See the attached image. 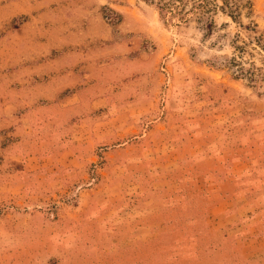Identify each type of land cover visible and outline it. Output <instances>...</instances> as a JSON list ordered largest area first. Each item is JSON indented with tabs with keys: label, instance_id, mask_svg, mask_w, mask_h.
I'll list each match as a JSON object with an SVG mask.
<instances>
[{
	"label": "rangeland",
	"instance_id": "rangeland-1",
	"mask_svg": "<svg viewBox=\"0 0 264 264\" xmlns=\"http://www.w3.org/2000/svg\"><path fill=\"white\" fill-rule=\"evenodd\" d=\"M157 2L0 0V264H264V0Z\"/></svg>",
	"mask_w": 264,
	"mask_h": 264
},
{
	"label": "trees",
	"instance_id": "trees-1",
	"mask_svg": "<svg viewBox=\"0 0 264 264\" xmlns=\"http://www.w3.org/2000/svg\"><path fill=\"white\" fill-rule=\"evenodd\" d=\"M187 0H158L156 7L161 18L175 19L185 22L189 14H196L206 30L211 29L213 22L210 18L204 17L211 11L219 10L221 13L228 15L233 21L239 16L241 8L246 9L245 14L251 12V0H188L189 5L186 7ZM250 74V73H249ZM251 74H250V77Z\"/></svg>",
	"mask_w": 264,
	"mask_h": 264
}]
</instances>
